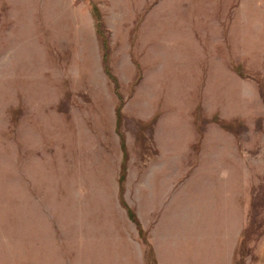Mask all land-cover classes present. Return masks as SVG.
I'll list each match as a JSON object with an SVG mask.
<instances>
[{"label":"rangeland","instance_id":"1","mask_svg":"<svg viewBox=\"0 0 264 264\" xmlns=\"http://www.w3.org/2000/svg\"><path fill=\"white\" fill-rule=\"evenodd\" d=\"M92 5L157 264H264V0H0V264H145Z\"/></svg>","mask_w":264,"mask_h":264},{"label":"trees","instance_id":"2","mask_svg":"<svg viewBox=\"0 0 264 264\" xmlns=\"http://www.w3.org/2000/svg\"><path fill=\"white\" fill-rule=\"evenodd\" d=\"M91 12H92V17L94 19V29H95V34L96 37L99 41L100 44V48H101V52H102V65H103V71L105 73V75L107 76L108 80H110V82L113 85V90L114 93L117 97V105L115 108V130L116 133L119 137V141H120V147L122 149V160H121V171L118 177V183H119V200H121V196H122V191H123V182L125 180V172H126V166H125V162H126V150H125V141H124V137L122 135V133L120 132V126H121V120H122V114H121V108L123 106V99L122 97L119 95L118 93V85H117V81L115 79V77L111 74V70L109 69V54H110V50L108 48V32L105 29L103 22L101 20L100 17V13L97 9V6L92 5L91 8ZM234 70L236 72H238L239 74H242L241 72V68L236 66L234 68ZM140 78V75L138 76V79ZM159 114L155 113L154 116L152 117V119L150 120V124H153L156 122V120L158 119ZM214 121H217V119H214ZM222 128L225 130H229L234 132L233 130H231V128H229V124L224 123L222 121H220ZM121 205L126 209V215L129 218V220L131 222H133L137 228V234H138V238L140 239L141 243L144 245L145 247V253H144V258H145V264H148V261L151 264H157L156 259L154 257V251L153 248L151 246V244L149 243L147 237H146V232L145 230L141 227L138 219L136 218L133 210L131 208H129L125 202H123V200H121ZM252 209H254V204L252 205ZM251 218L252 220L249 219V223L248 225L243 229L241 237L239 238V246L238 249L233 251V259H232V263L233 264H243V250L245 248V245L248 242V239L251 235H253L252 237H254L255 239H257L262 233L259 231V227H256L254 225V214H251ZM254 239V240H255ZM245 254V252H244Z\"/></svg>","mask_w":264,"mask_h":264},{"label":"crops","instance_id":"3","mask_svg":"<svg viewBox=\"0 0 264 264\" xmlns=\"http://www.w3.org/2000/svg\"><path fill=\"white\" fill-rule=\"evenodd\" d=\"M234 250V249H233ZM232 253H233V251H232Z\"/></svg>","mask_w":264,"mask_h":264}]
</instances>
